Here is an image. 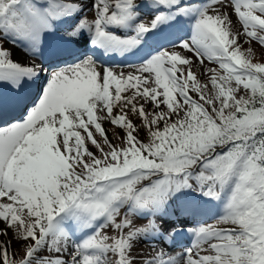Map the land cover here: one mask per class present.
Here are the masks:
<instances>
[{
    "label": "snow or ice",
    "instance_id": "obj_1",
    "mask_svg": "<svg viewBox=\"0 0 264 264\" xmlns=\"http://www.w3.org/2000/svg\"><path fill=\"white\" fill-rule=\"evenodd\" d=\"M182 19L191 36L176 44ZM240 35L264 46V0H0V83L11 91L0 117L24 112L0 127V264H264V62ZM9 43L47 67L14 62ZM90 47L140 62L101 68L80 51ZM184 51L223 74L206 68L202 84ZM45 73L29 101L26 85ZM213 201L215 222L188 227L191 244L173 252L187 224L177 207L194 215Z\"/></svg>",
    "mask_w": 264,
    "mask_h": 264
},
{
    "label": "rangeland",
    "instance_id": "obj_2",
    "mask_svg": "<svg viewBox=\"0 0 264 264\" xmlns=\"http://www.w3.org/2000/svg\"><path fill=\"white\" fill-rule=\"evenodd\" d=\"M196 1L197 0H193V2H196ZM222 3L223 4H227V2L225 0H222ZM215 7L218 8L219 11L222 12V13L230 14V19L232 21V26H233V31L234 32H236V31L242 32V29H243L242 23H240L239 20L237 18H235V14L232 13V9L230 7L227 8V9H225L224 7H221L220 5H216ZM92 16H94V12H93L92 15H90V17H92ZM88 19L90 20V18H88ZM238 43H240V45H241V51H245L246 52L249 48L252 49L253 62H257V63L264 62V46H260L258 42L251 41L249 38H247V37H245L243 35L239 36ZM7 47H8V49H10L9 44L7 45ZM15 47L18 50H21L24 53H26V50L24 48H22V47H20L18 45H15ZM171 49L172 48H169L168 50H171ZM176 50L179 51V49H176ZM182 55L188 57L189 59H191V60H193L195 62V73L197 75V79H199L202 84L208 83L209 87H211L210 82H209V78L211 76V73L205 74V69L206 68H216L218 71L221 72V74H223V70L219 69L218 64L209 61L206 57L204 58L203 65H199V63L197 62V57L193 53H189V52L184 51V52H182ZM25 61L28 62L27 59H25ZM177 67L184 68L185 70L187 69V66H184V65H179L178 64ZM116 70L118 72L119 71H123L125 73H127L129 71H132V69H130V68L121 69V70L116 69ZM160 91H162V89H160ZM191 95H193V97L196 98L194 93H192ZM134 122L139 124L138 120H134ZM104 127L107 129V132H108V134H109V136L111 138L113 136V130H114L115 126L106 123L104 125ZM82 134H84V133L82 132ZM121 135H124V133L122 131H121ZM144 135H145L144 131H140V138L141 139H143ZM88 143L90 144V142H88ZM113 143H120V141L117 140V139H113ZM92 150L95 151L94 148H92ZM146 222H147L146 220H142L136 226L142 227V226L146 225ZM214 222H215V220L211 221L209 223H214ZM109 234H111V233H109ZM16 239H19V237H17ZM15 245H16V240L14 239L12 241V246H13L14 250H15ZM151 246H157V245H150L149 242H141L135 248L134 254L135 253H139L140 257H143L146 253H148L151 250ZM202 254H206V253H202Z\"/></svg>",
    "mask_w": 264,
    "mask_h": 264
},
{
    "label": "bare ground",
    "instance_id": "obj_3",
    "mask_svg": "<svg viewBox=\"0 0 264 264\" xmlns=\"http://www.w3.org/2000/svg\"><path fill=\"white\" fill-rule=\"evenodd\" d=\"M68 2H70V0L68 1ZM89 2V0H84V3H88ZM85 11L87 12V17L89 18L90 17V15H92V11H88L87 9H85ZM174 31V30H173ZM9 46H10V51H12V53H13V56H12V59H13V61L14 62H19V63H22V66H30L31 64H33V62L31 61V59H30V57H26L25 55V53L23 52V51H21V50H18L16 47H15V45L14 44H11V43H9ZM16 49V50H15ZM18 50V51H17ZM121 56H118V58H120ZM38 58H41V57H39L38 56ZM25 59H27L28 60V62H26L25 61ZM36 63V62H35ZM34 83L33 82H30L29 83V85H33ZM0 88L2 89V93H4V92H6V93H8V92H11L10 91V89H9V86L8 85H6V84H3V83H0ZM33 91V90H32ZM31 91V92H32ZM6 93H4V94H6ZM1 95H3V94H1ZM34 95H35V91H33V95H32V98H34ZM3 97V96H2ZM1 118H4V116L3 117H1Z\"/></svg>",
    "mask_w": 264,
    "mask_h": 264
}]
</instances>
